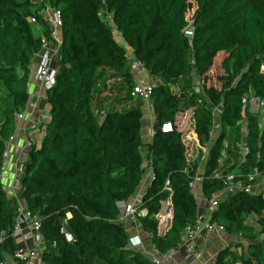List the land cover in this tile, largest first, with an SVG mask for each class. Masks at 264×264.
I'll return each instance as SVG.
<instances>
[{
  "label": "trees",
  "instance_id": "trees-1",
  "mask_svg": "<svg viewBox=\"0 0 264 264\" xmlns=\"http://www.w3.org/2000/svg\"><path fill=\"white\" fill-rule=\"evenodd\" d=\"M48 1L63 15L56 83L42 101L50 106V119L42 143L29 148L16 196L8 194L0 177V235L5 233L0 262L17 247L13 230L18 201L23 200L41 220L44 264H154L129 246L118 202L136 192L151 168L152 180L141 202L148 214L141 224L161 252L181 243V232L199 213L193 188L201 165L187 159L184 133L177 128L179 113L192 109L195 132L210 139L212 108L220 109L221 128L202 164L207 199L224 187L213 173L226 139L228 161L242 158L226 170L239 169L246 178L258 168L264 177V108L262 120L250 111L252 97L264 98V0ZM37 10L29 0H0V172L17 114L27 108L30 97L33 59L38 61L40 49L30 17ZM103 11L112 14L125 44L115 38ZM129 50L156 81L148 167L141 151L143 110H111L99 120L93 106L101 68L120 72L128 84V99L134 98ZM224 52V73L218 75V84H210L208 72ZM195 77L203 82L202 91L194 88ZM166 122L173 124L172 131H162ZM166 199L172 202L173 218L160 233L156 215ZM250 217H256L264 234V188L221 198L211 219L248 241L240 253L236 250L244 243L235 242L234 249L232 241L218 251L214 264H264V239L247 233ZM63 226L75 242L66 240Z\"/></svg>",
  "mask_w": 264,
  "mask_h": 264
},
{
  "label": "built area",
  "instance_id": "built-area-1",
  "mask_svg": "<svg viewBox=\"0 0 264 264\" xmlns=\"http://www.w3.org/2000/svg\"><path fill=\"white\" fill-rule=\"evenodd\" d=\"M29 1L38 6L37 14L32 15L30 21L31 23L36 24L37 30L40 33V49L36 53L38 61L36 62L37 66L33 71V77L35 80L34 82L39 83L42 90H29L31 91V93L29 92L30 96H35V99H30L28 101V107L17 114V120L21 123L10 136L7 143H12L16 139L18 136L17 129L26 134H28V131H31L32 133L38 129H42L43 132H46V124L39 123L38 120L35 121L33 117L37 109L40 108L42 101L45 99L47 91L55 85L56 75L58 73V66H56V64L62 44V11L54 7L48 0ZM186 33L191 36L192 31L188 29ZM128 56L130 59L131 70L134 75L131 95L134 98H139L142 101H145L148 108L153 111L152 94L156 81L150 76L144 63L134 57L131 50H129ZM194 88L197 91H202L203 82L201 80L196 81ZM202 101L203 98H199L198 102L201 103ZM254 103L257 104V108H264V98L254 97ZM212 113L215 118L213 130L211 132L213 134L216 128H219V130L221 128L219 122V106L214 105ZM217 119L218 125H216ZM161 129L164 132L172 131L173 124L171 122L163 123ZM33 144H36V142L33 135L29 134L24 142V146L26 145L30 148ZM207 154L208 148L204 150V154L201 156L202 161H206L208 157ZM7 158L8 150L6 149L4 153V163ZM5 175L6 170L5 165H3L0 177L4 179ZM213 177L221 179L224 187L208 199L207 212H199L196 221L187 225L183 229L181 232L182 241L178 247L166 252H161L157 248L155 249V254L152 259L154 264H164V262L171 261L175 254L180 252L182 247H185L188 254L195 257L196 260H199L202 254L199 252L195 240L203 234L225 231L221 224L211 219L212 214L219 206L221 198H223L222 195L235 194L241 191L251 192L254 185H256L261 178H264L258 168H255L253 172L247 174L246 178L243 176L242 172L234 169L228 171L226 169H217L214 171ZM241 177H244V179ZM203 179L204 175L199 177V173H197L195 182H202ZM18 203V213L15 218V226L13 230V236L16 239L17 247L14 253L12 255H6V260L1 261L0 264H8L9 259L16 264H44V237L41 234V220L30 212L22 200H19ZM118 208L119 220L121 222L125 221L126 218H130L136 225H140V219L148 214L147 208L128 204L126 201H119ZM61 232L64 233L68 242L76 241L74 236L65 228V226L61 228ZM4 239L5 233L3 232L0 235V245L3 243ZM157 254L161 255V257H158Z\"/></svg>",
  "mask_w": 264,
  "mask_h": 264
},
{
  "label": "rangeland",
  "instance_id": "rangeland-1",
  "mask_svg": "<svg viewBox=\"0 0 264 264\" xmlns=\"http://www.w3.org/2000/svg\"><path fill=\"white\" fill-rule=\"evenodd\" d=\"M196 7L193 6L189 13L188 18L190 21H192L194 16V9ZM102 17L106 21V23L112 28V31L114 33L115 38L121 43L125 44L121 32L117 29V27L114 24V21L112 19V14L103 11ZM35 31L37 36H39V31L37 30L36 25ZM228 55V52H224L222 56H217L214 59L213 65L210 68L208 72L209 76V82L210 84H218V75L223 74L225 70V63L224 58ZM37 66L36 58L33 59L32 64V74L30 76V81H33V71L35 70ZM56 66H58L56 64ZM195 80L198 81V78L195 77ZM128 84L125 81V78L122 76L120 72H118L115 69L110 68H101L98 72L97 77V84L95 87V91L93 94L94 102L93 106L95 108L97 117L99 120L102 119L104 113L111 111V110H117V111H123L125 109H130L132 107H140L143 110L144 117H143V126H142V142L143 144L147 142V140L151 139L150 131L152 128L153 123L155 122V117L153 116V111L148 108L147 103L145 101H142L139 98H134L136 100L130 101L128 100ZM250 111L257 114L258 117L262 120V108H257V104L254 103V97L250 100ZM193 111L192 109H186L183 112L179 113L177 117V128L184 133L183 139L187 147V159L191 160L192 162H197L200 166L199 168V177H201V174L203 175L205 170L204 161H202L201 156L204 154V150L208 147L210 148L216 138L218 137L219 128H216L211 136L210 139H203L197 134L194 133V125H193ZM216 125H218V119L216 120ZM243 129L246 130L245 125H243ZM245 132V131H244ZM196 135V138H193ZM228 139L225 140V146L223 150V156L222 161L220 162V165L218 167V170H222L230 165H232L235 161H240V158L234 157L231 161H228L229 158V152L227 150L228 145ZM244 142H239L240 150L242 152L245 151ZM192 149V150H190ZM208 155V154H207ZM199 182V183H198ZM261 184H264V178H261L259 180ZM201 185L200 181H197L196 188L194 190V193L196 194V197L200 198L198 194L200 193ZM252 192L256 193V188H252ZM222 197H226L225 194L222 195ZM166 199L163 201V209L162 211L165 212L168 225L165 226L167 229L168 226L171 223V216H170V210L167 209V203H169ZM199 203V201H198ZM203 207L202 204L199 203V210ZM248 230L247 233H251L255 238L257 239H264V234L261 232V228L259 224H257L256 217H250L248 221ZM232 241H234L233 248L235 247V242H243L245 246H242L238 248L236 251L237 253H240L242 249H246L245 247L247 244V239L244 238L242 235L238 234H229L227 232H213L208 233L206 236L205 242L203 240L198 241L195 240V243L197 244L199 248V252L202 254L199 260H196L195 257L191 256L186 252L185 247H182L180 249L179 254L183 257V261L179 262V264H214L216 255L219 250L222 248L228 246ZM264 241V240H263ZM130 246V245H129ZM247 256V254H245ZM152 260V259H151ZM11 262V260H8V264ZM255 263L258 264V262L255 260Z\"/></svg>",
  "mask_w": 264,
  "mask_h": 264
},
{
  "label": "crops",
  "instance_id": "crops-1",
  "mask_svg": "<svg viewBox=\"0 0 264 264\" xmlns=\"http://www.w3.org/2000/svg\"><path fill=\"white\" fill-rule=\"evenodd\" d=\"M34 81L35 80L33 77V81L30 82L29 90H31V91H33L34 89L39 90V91L42 90L40 84L35 83ZM31 91H29V92L31 93ZM30 99H32V100L35 99V96L31 95L29 97V100ZM128 100L133 101L136 99L130 98ZM27 107H28V105H27ZM153 116L155 117V114H153ZM33 119L35 121L38 120L39 123H46L47 121H49V119H50V106L47 104H43V102H42L40 108H38L37 111L35 112ZM20 123L21 122H19L17 120L16 128L18 127V125ZM154 123H153L151 131H150L151 139L150 140L148 139L147 142H145L144 145L141 147V151L143 152V155L145 157V165L147 167L149 166V159L147 158L148 149H149L148 144L153 140V137H154ZM17 132H18V136L16 137V139L12 143H10V142L7 143L8 158L4 163L6 175H5V178L2 179L4 186H5L6 190L8 191V194L10 196H15L18 193V190L20 188V178H21L22 171H23V163L27 159L28 152H29V148L26 145L24 146V142H25L27 136H29V134L33 135V138H34L36 144L39 145L42 143V140H43L44 135H45V132H43L42 129H38L37 131H34L32 133H31V131H28V134L23 133L22 131H19L18 129H17ZM194 133H195V130H194ZM195 134H197V133H195ZM195 134L193 135V136H195L193 138H196ZM239 158H241V157H239ZM228 167H226L224 169H227ZM201 177H202V174H201ZM151 180H152V169L148 167L146 175L143 178V181L141 182L140 186L137 188L136 192L126 202L128 204L141 206L143 196H144L146 190L148 189V186L150 185ZM196 184H197V182H194L195 186L193 188V191L196 188ZM200 185H201V189H200V193L198 194V196L200 198H198V197H196V198L199 201V203L203 205V207L199 210V212L206 213L207 212L206 211L207 206H208V199L203 194L202 182H200ZM254 187L256 188V192H260L264 188V184H261L260 182H258L256 185H254ZM195 196H196V194H195ZM167 201L169 202V203H167V209L170 210L171 223H172V218H173L172 202L170 199ZM162 209H163V207H162ZM156 217L158 218V221H159L158 227H159L160 233L166 232L167 229H165L166 228L165 226L168 225L169 221L166 220L167 217H166L165 212L161 210L156 215ZM122 223L125 225V227L127 229V232L129 235L130 247L133 249L140 250L149 259H153V255L155 254L156 247H155L153 240H152V234L149 231L144 230L142 224L136 225L134 223V221L130 218H126V220L123 221ZM223 232H225V231H223ZM206 236H207V234L200 235L197 240L198 241L203 240V242H205ZM181 241H182V237H181ZM157 256L161 257V255H158V254H157ZM183 260H184L183 257L178 252L177 254H175L174 258L171 261L164 262V264H179V262H182ZM9 264H16V263L11 261V262H9Z\"/></svg>",
  "mask_w": 264,
  "mask_h": 264
}]
</instances>
